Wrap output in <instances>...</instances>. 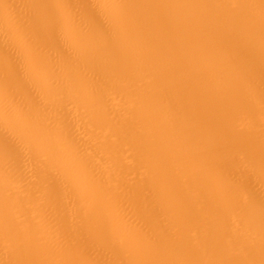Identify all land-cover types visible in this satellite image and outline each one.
<instances>
[{"label":"bare ground","instance_id":"obj_1","mask_svg":"<svg viewBox=\"0 0 264 264\" xmlns=\"http://www.w3.org/2000/svg\"><path fill=\"white\" fill-rule=\"evenodd\" d=\"M0 264H264V0H0Z\"/></svg>","mask_w":264,"mask_h":264}]
</instances>
